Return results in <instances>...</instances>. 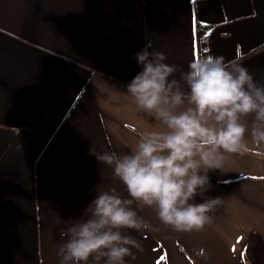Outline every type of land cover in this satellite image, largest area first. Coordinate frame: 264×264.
<instances>
[{
    "label": "crops",
    "instance_id": "1",
    "mask_svg": "<svg viewBox=\"0 0 264 264\" xmlns=\"http://www.w3.org/2000/svg\"><path fill=\"white\" fill-rule=\"evenodd\" d=\"M149 40L178 80L194 58L222 55L264 84V0H0V264H60V219L81 217L97 190L127 198L89 151L126 153L162 129L126 92ZM209 176L205 196L223 203L201 232L133 205L153 230H123L143 249L127 264H264V156Z\"/></svg>",
    "mask_w": 264,
    "mask_h": 264
},
{
    "label": "clouds",
    "instance_id": "2",
    "mask_svg": "<svg viewBox=\"0 0 264 264\" xmlns=\"http://www.w3.org/2000/svg\"><path fill=\"white\" fill-rule=\"evenodd\" d=\"M134 59L141 70L126 92L137 110L162 129L141 132L126 153L98 151L93 144L89 155L112 169L127 198L115 188L97 190L81 217L60 219V264L135 260L132 249L142 251V246L123 230L152 231L153 226L134 204L154 209L160 223L174 232L203 231L223 203L205 196L209 173L223 172L234 155L264 156V84L239 59L194 58L179 80L177 66L166 63L151 40ZM197 196L203 202L195 203Z\"/></svg>",
    "mask_w": 264,
    "mask_h": 264
},
{
    "label": "snow or ice",
    "instance_id": "3",
    "mask_svg": "<svg viewBox=\"0 0 264 264\" xmlns=\"http://www.w3.org/2000/svg\"><path fill=\"white\" fill-rule=\"evenodd\" d=\"M164 259V257H161V260H163ZM158 264H159V262H158Z\"/></svg>",
    "mask_w": 264,
    "mask_h": 264
}]
</instances>
